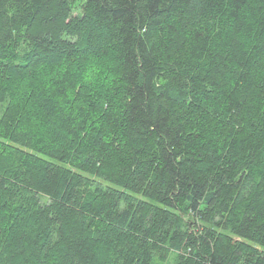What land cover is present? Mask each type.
I'll list each match as a JSON object with an SVG mask.
<instances>
[{
  "label": "trees",
  "instance_id": "trees-1",
  "mask_svg": "<svg viewBox=\"0 0 264 264\" xmlns=\"http://www.w3.org/2000/svg\"><path fill=\"white\" fill-rule=\"evenodd\" d=\"M75 1L0 0V264H264V0Z\"/></svg>",
  "mask_w": 264,
  "mask_h": 264
},
{
  "label": "rangeland",
  "instance_id": "rangeland-1",
  "mask_svg": "<svg viewBox=\"0 0 264 264\" xmlns=\"http://www.w3.org/2000/svg\"><path fill=\"white\" fill-rule=\"evenodd\" d=\"M82 1H84V0H76V1H75V4L78 6V5H80V3H81ZM76 10H78V9H76ZM74 13H76V11H74Z\"/></svg>",
  "mask_w": 264,
  "mask_h": 264
}]
</instances>
